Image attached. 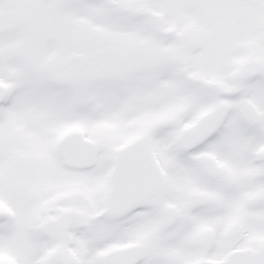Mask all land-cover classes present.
<instances>
[{"label":"snow or ice","instance_id":"6c2138e0","mask_svg":"<svg viewBox=\"0 0 264 264\" xmlns=\"http://www.w3.org/2000/svg\"><path fill=\"white\" fill-rule=\"evenodd\" d=\"M0 264H264V0H0Z\"/></svg>","mask_w":264,"mask_h":264}]
</instances>
